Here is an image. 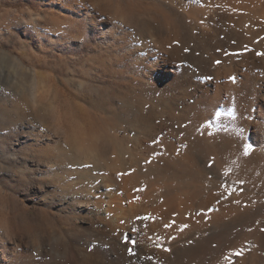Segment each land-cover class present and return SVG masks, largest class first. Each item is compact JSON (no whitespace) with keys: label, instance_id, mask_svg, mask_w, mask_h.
Segmentation results:
<instances>
[{"label":"bare ground","instance_id":"obj_1","mask_svg":"<svg viewBox=\"0 0 264 264\" xmlns=\"http://www.w3.org/2000/svg\"><path fill=\"white\" fill-rule=\"evenodd\" d=\"M200 2L203 7L197 28L194 26V40L183 39L177 26L158 32L140 30L150 39L141 61L146 81L139 94L145 97L141 100L147 101L144 105H125L122 113L130 122L128 134L115 138V145L100 141L86 150V140H98L94 123L82 126L79 135L68 137L64 132L61 137H53L54 144L66 143L72 149L68 152L72 154L69 163L79 171L78 180L73 182L71 175L60 174L58 183L62 197L69 195L83 206L76 212V217L82 219L70 227L69 233L76 234L72 235L73 243L61 239L63 243L51 242L49 247L41 240L34 264H99L94 260L95 253L80 248L93 241L105 247L102 257L109 258L107 264H133L134 257L140 256L160 263L167 261L172 252L192 238L193 232L202 228L206 231L214 224L215 214L208 224L201 214L197 215L201 209L204 218L209 217L217 196L214 175L222 171L226 182L233 185L240 175L248 190L255 181L251 165L259 164L264 171V151L254 143H264L255 131L256 122L264 120V0ZM184 8L187 10V6ZM185 49H189V54L184 53ZM77 142L82 151L72 147ZM243 144H251L252 153L244 155ZM51 148L48 146L39 154L66 159L67 153L58 149L60 152L55 153ZM217 166L221 169L218 173ZM77 185L80 186L70 188ZM111 185H115L114 190ZM166 224L170 226L165 227Z\"/></svg>","mask_w":264,"mask_h":264},{"label":"rangeland","instance_id":"obj_2","mask_svg":"<svg viewBox=\"0 0 264 264\" xmlns=\"http://www.w3.org/2000/svg\"><path fill=\"white\" fill-rule=\"evenodd\" d=\"M200 1L126 0L128 16L134 15L145 19L147 26L142 27L127 23L125 16L117 17L108 13V18L105 19L103 15L99 17L90 14L87 10L62 8L60 0H0V37H3L5 45L0 47V56H7L11 62L8 67L16 69L8 71L0 65V110L11 111L15 115L14 121H0V148L4 151V158L0 163L9 161L10 163H5L6 168L13 165L22 166V170L28 175H33L32 177L41 179L47 184L37 183L27 186L7 173H0V189H2L0 191V224H2L0 225V264H34L39 256L37 249L41 240H44L47 246L49 244V247L53 245L52 243H63L65 239L73 243L75 238L72 235L76 234L71 235L69 231L73 223L74 226L82 219L76 217L77 209L83 207L77 204V200H73L69 195L56 197L52 194L53 187L61 188L58 175L69 174L73 182L78 180L79 171L70 164L72 154L69 153L72 149L66 143L54 144L56 140L53 137L57 136L54 135L55 128L49 127L47 133H41L39 128L57 123L60 132L62 130L61 134L65 132L66 136L71 137L75 134L79 135L84 127L94 123L98 130V140H86L88 143L84 145V149L93 147L96 142L98 145L100 141L115 145L117 140L115 138L128 134L130 130V122L123 116L125 105L129 103L144 105L147 101L141 100L140 98L145 99V97H139V94L141 95L140 90L143 89L146 81V72L141 61L145 56L144 48L149 44L150 39L148 40L147 35L140 34V30L144 33L158 32L160 29L164 31L177 26L180 31L182 30L180 33L183 39L190 37L194 40L203 7ZM186 6L187 10L184 8ZM197 8H201L199 15ZM40 12L57 18L53 23V29L59 28L60 21L69 19L68 14H71L72 19L79 20L88 31L84 42L61 40L55 30L43 35L34 34L24 20ZM117 18L121 19L124 27L114 33L116 28L114 21ZM189 31L194 32L192 34ZM9 37L12 38L11 41ZM9 43H11L10 47L7 46ZM189 52V49L184 50L186 54ZM32 73L38 74L35 84L30 75ZM81 85L84 87L82 88ZM86 89H96L99 95H89ZM37 91H41L40 96L36 95ZM44 111L49 112L47 120L41 117ZM105 130L106 134H104ZM46 146L50 148L53 146L51 149L56 150L55 153L64 151L67 153L66 159L61 160L56 156L46 158L44 155L43 158H32L33 155L38 156L44 148H47ZM251 167H255L256 170ZM251 167V171H254L251 172V177L253 176L252 179L255 181H252L250 189L245 190L240 175L237 178L239 181L234 182L235 185L229 184L228 181L226 182V176L217 166L215 172L222 173L214 175V188L217 192L213 191L217 196L209 209V217L204 218L201 209L197 211V215L201 214L207 224L215 214L214 224L210 225L208 230L206 228V231L202 228L198 229L197 233L193 232L194 235L189 239L190 244L189 240L184 242L181 245L183 248L180 246L179 250L176 249L177 253L172 252L167 261L160 263L150 257L140 256L134 257L133 264H264V230H262L264 229V171L259 164H252ZM16 170L13 168V171ZM198 179L201 181V177L198 176ZM222 182L224 185L220 187ZM79 186H70V188ZM231 186L234 188L232 189ZM114 187L115 185H111V190H114ZM104 191L105 189L101 193L103 194ZM198 194L201 198L202 191L198 190ZM223 206L228 209L221 210ZM87 244L81 245L80 248L95 253L94 260L99 264H107L109 258H103L104 253H102L105 247L94 241ZM110 258L112 261L113 258Z\"/></svg>","mask_w":264,"mask_h":264},{"label":"snow or ice","instance_id":"obj_3","mask_svg":"<svg viewBox=\"0 0 264 264\" xmlns=\"http://www.w3.org/2000/svg\"><path fill=\"white\" fill-rule=\"evenodd\" d=\"M60 5L62 8L66 9H75L77 11L79 10H87L90 14H95L97 16L103 15L105 19L108 18V13H112L113 15L120 17L125 16L127 17L126 22L130 24H135L138 26H147L146 21L142 17L137 16H128V5L126 3V0H60ZM63 12V11H61ZM69 19L61 20L59 28L53 29V23L56 21V17L50 16L48 14H45L44 12H40V14H33L29 18H26L24 20V23L27 25V27L37 35H43L44 33L50 32L55 30L57 36L61 39H67L69 41H78V42H84L85 40V34L88 33L87 29L85 28L84 24H82L77 19H72L73 16L71 14H68ZM116 28L114 30V33L117 32L119 29H123L124 23H122L121 19L117 18L114 21ZM9 41H11V37L8 38ZM11 46V43L9 45ZM0 47H5L3 43V37H0ZM187 51V49H185ZM264 55V54H262ZM10 60L7 56H0V65L3 66V68L7 69L8 71H15L16 69L9 68L8 65L10 64ZM220 61L217 60V64H219ZM33 78V83L35 84L36 76L38 74L32 73L30 74ZM83 88L84 85H81ZM87 93L92 96H98L99 93L96 89H86ZM37 96H40L41 93L37 91ZM37 107H40V105H37ZM111 115V114H109ZM41 116L47 120L49 117V112L44 111L41 113ZM4 120H15V115L11 111H4L0 110V121ZM49 127L55 128L54 135H61L60 129L56 126L55 123H50L47 126H42L39 128V131L41 133H47L49 130ZM255 131L258 134V136L264 138V120H260L256 122ZM242 143V142H241ZM256 144L261 145V150L264 151V143L254 142ZM66 147H68L66 145ZM72 147L76 148L77 151H82L77 143H74ZM240 149L237 148V151ZM252 145L251 144H243V153L244 155H249L252 153ZM43 158V154H38V156H33L32 158ZM4 158V151L2 148H0V160ZM5 163H10L9 161H5ZM5 163H0V173H7L11 175L12 177L18 179V181L23 182L27 186H32L34 184L39 183L40 185H44V183L41 179L37 180V178L32 177L27 174L26 171L22 170V166L13 165L12 167H5ZM13 168H16V171H13ZM128 173H121L119 175H125ZM140 189H137L139 191ZM2 191V189H0ZM9 191H11L9 189ZM52 194L56 197H61L64 195V193L59 188H52ZM144 219H148V217H144ZM170 225L166 224L165 227H169ZM264 230V229H262ZM131 251V250H129Z\"/></svg>","mask_w":264,"mask_h":264}]
</instances>
